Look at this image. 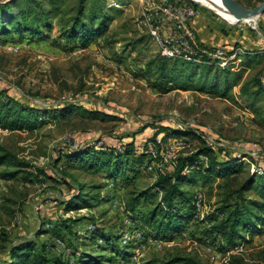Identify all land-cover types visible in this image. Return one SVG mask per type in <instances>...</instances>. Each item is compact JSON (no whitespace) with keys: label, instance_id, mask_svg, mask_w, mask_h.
I'll return each instance as SVG.
<instances>
[{"label":"rangeland","instance_id":"374dc122","mask_svg":"<svg viewBox=\"0 0 264 264\" xmlns=\"http://www.w3.org/2000/svg\"><path fill=\"white\" fill-rule=\"evenodd\" d=\"M8 1L10 0H0V4ZM101 1L111 11L108 14L111 20L106 32L109 45L99 39L86 48H74L62 42L55 47L53 40L58 35L55 21L50 32H43L47 40L27 35L22 38L15 35L0 37V86L7 89L10 95L42 110H53L64 103H76L87 109L111 113L118 118L92 120L83 114L48 115L41 117L43 124L34 131L8 132L0 129V145L16 153L19 158L27 160L32 166L30 172L44 169L50 176L67 179L72 188L69 190L63 184H52L41 178H33L30 183L0 179V196L3 194L12 200L13 203L9 205L14 211L11 216L0 210L1 228L9 234L12 243H17L34 238L36 231L44 226L49 233L41 235L38 240L52 244L58 238V235L51 233L54 219L70 218L67 224L71 226V231L63 230V241H55L58 249L55 255L61 256L69 264H74L81 252L93 254L95 257L101 256L104 261L100 264H161V260L176 252L193 256L203 264H227L223 257H216V254L223 252L219 249L223 246L219 238L214 243L209 242L211 251L205 246L208 240L204 238L203 232L210 225L201 221L206 213L201 217L194 209V216L186 224L183 233L174 236L171 241L155 239L149 235L151 228L130 219L124 212V179L118 177L112 183L105 170L93 171L78 166V162L67 165L63 161L61 165L54 166L59 156L79 142L86 146L113 144L118 147L117 144L122 138L145 128L135 136L136 152H142L145 140L151 138L157 128L171 126L191 130L205 139L206 143L190 135L170 137L160 142L161 148L170 157L190 156L200 148L211 145L216 149L218 158L224 152L243 164L241 171L234 175L237 182L250 174H261L264 170V122L254 117L239 99V87H233L230 91L237 100L235 103L234 100L198 91H183L173 89L171 85L164 86L156 82L146 70L148 62L161 57L159 48L145 25V18H151L154 11L155 6L152 3L158 5L165 1L175 4L185 1ZM235 1L246 8H253L262 0ZM92 2L94 0H89V5ZM198 6L202 13L211 17L212 33H219V30L221 33L250 30L253 27L242 21L228 20L225 15L215 14L204 5ZM260 20V17H256L255 29L252 30L255 34L260 32ZM166 33L163 32L162 35ZM132 41L138 42L134 52L131 51V46L126 47ZM232 41L233 38L230 39ZM225 49L230 52L235 46L231 43ZM174 59L177 60H165ZM179 62L180 72L177 75L184 76L182 71L192 63L183 60ZM181 63L184 64L182 67ZM236 64L237 66L232 65L233 70L228 68L230 78L244 69L241 82L259 76L264 86V54L247 59L242 56ZM242 64H245L243 69ZM194 65L196 64L193 63ZM217 72L220 71L214 66L208 71L207 78H204L200 69H196L193 85L210 87L216 82L213 75ZM217 76L218 91L223 92V83L227 77L224 78L222 74ZM204 79H207L206 84L203 83ZM256 107L264 115L263 96L259 97ZM207 161L202 157L203 168ZM156 163L157 160H150L145 167L135 166L137 175L134 179L126 171V176L134 180L137 190L146 189L153 184L158 173L154 169ZM63 173L69 177L66 178ZM198 173L200 172L194 173L196 183L184 187L193 191L194 197L197 193L203 195V205L209 214L221 205L225 192L220 187L221 180L213 177L205 182ZM79 185L83 186L85 199L95 197L97 200H91L92 208L66 213L61 203L69 201L76 194ZM250 197H255V194L251 192ZM142 208L143 206L137 210L141 211ZM88 217H93L94 222L87 220ZM93 230L98 231V234L99 231L109 234L114 240L117 237L113 241L115 245L106 246L104 242L93 241L89 233ZM239 244H244V251L234 256L244 258L245 264H264V231L253 236L251 241ZM74 248H78L77 256L72 254ZM5 259L6 256L0 254V264Z\"/></svg>","mask_w":264,"mask_h":264},{"label":"trees","instance_id":"16d2710c","mask_svg":"<svg viewBox=\"0 0 264 264\" xmlns=\"http://www.w3.org/2000/svg\"><path fill=\"white\" fill-rule=\"evenodd\" d=\"M88 5L89 0H10L0 4V37L15 35L22 38L27 35L31 38L47 40L48 38L43 32H50L54 24L53 21H55L58 27V35L53 40L55 47H58L62 42L65 45L74 46V48L78 46L86 48L93 41L99 39H103L109 45V42L106 41V32L111 20L108 17V14L111 13L110 9H107L101 0H94ZM222 34L228 36L229 33L223 31ZM136 43L138 42L132 41L126 47L131 46V51L134 52ZM226 45H229V43ZM226 45L219 46L225 48ZM234 46L235 48L238 47L236 43ZM243 57L249 58L248 55H243ZM120 61L118 60V62ZM179 61L178 59L173 61L159 57L148 62L146 70L156 82H160L164 86L171 85L173 89L183 91H198L215 97L234 100L235 103L237 100L230 91L233 87H239L237 94L239 99L254 117L264 122V115L256 107L259 97H264L262 80L259 79V76H254L241 82L243 68L245 64H248L247 62L241 65L243 70L233 74L232 78H230L228 69H221L216 66L220 72L213 75L214 81L217 82L218 74H222L224 78L227 77L223 83L225 86L223 92H219L216 82L207 88L200 84V86H197L198 84L193 85L196 69L199 68L201 75L207 78L208 71L212 70L214 65L200 64L196 66L198 65L196 64L193 66V63H187L188 66L185 71H182L183 76L177 75L180 72L178 69ZM182 64L180 67H182ZM203 83L206 84L207 79H204ZM47 111L51 113H47ZM67 114H83L92 120L118 119L117 116L111 113L97 109H87L76 103H64L53 110L38 109L26 103V101L18 100L10 95L7 89L0 86L1 130L8 132L34 131L43 124V121L40 120L41 117H47L48 115L64 116ZM144 129L140 131L143 132ZM140 131L122 138L117 144L118 147L113 144L86 146L81 145L79 142L76 146L70 147L62 156H59L54 162V166L61 165L63 161L67 165L78 162V166L93 171L105 170L108 179L112 183L118 177L124 179V212L130 216V219L142 223L146 228H151L149 235L162 241H171L174 236L183 233L186 224L192 220L195 213L193 211L194 192L185 189L184 186H192L196 183L194 173L198 171L200 172L198 174L202 175L201 179L205 182L210 181V178L213 177L221 180L220 187L222 186L225 192L221 205L214 212L202 218L201 223L207 222L210 225L203 232V236L208 242L214 243L219 238L223 243V246H220L219 249L226 252L240 242H249L253 236L263 233L264 170L261 174H250L244 180L237 182L234 175L241 171L243 164L237 162L234 156L225 155L224 152L223 156L218 158L215 154L216 149L209 145L200 148L190 156L174 157L164 165L163 170L157 173L151 186L143 190H137L136 185L133 183L134 180H132L137 175L134 167L139 165L145 167L150 160H157L158 162L162 160L164 151L157 139L165 141L174 136L190 135L204 144L206 143L205 139L191 130L162 126L157 128L151 138L145 140L142 152L138 153L136 152L137 142L135 136H137V133H141ZM149 148L158 150L156 157H152L148 153ZM202 157L208 158V163L204 168L201 166L203 165ZM31 168L32 166L27 160L19 158L16 153L0 145V179L30 183L33 178H41L52 184L59 183L69 190L72 189L67 179L61 180L50 176L44 169L30 172ZM127 170L133 175L132 179L126 176ZM185 171H188V174H185ZM63 174L66 178L69 177L65 175L66 173ZM82 188L83 186L79 185L76 194H73L69 201L61 203L66 213L81 208L93 207L91 200L96 202L97 198L85 199ZM251 192L255 194V197H250ZM0 199V210L2 209V211L13 216L14 211L11 210L9 205L13 203L12 200L6 198L3 194ZM142 206L141 211H138L137 209ZM87 220L94 222L93 217H88ZM54 221L55 224H51V233L52 235H58V238L52 244H46L38 240L41 235L49 233L46 232L44 226L36 231L34 238L12 243L9 234L0 225V254L3 253L6 256L1 264H69L61 256L55 255V252L58 251L55 241H63V230L71 231V226L67 224L70 222V218L58 217ZM89 233L91 239L96 243L100 241L104 242L106 246L115 245L113 241L117 237L114 240L113 236L101 231L98 234L96 230L89 231ZM247 236H250V238L248 239ZM72 254L77 256L78 248H74ZM100 257L81 252L74 264H100L104 261ZM160 263L203 264L197 258L179 252L167 256ZM230 264H245L244 258L231 256Z\"/></svg>","mask_w":264,"mask_h":264},{"label":"built area","instance_id":"2783aa9c","mask_svg":"<svg viewBox=\"0 0 264 264\" xmlns=\"http://www.w3.org/2000/svg\"><path fill=\"white\" fill-rule=\"evenodd\" d=\"M178 1L180 2V0ZM184 1L183 3L175 4H169V2L167 3L165 1H162L158 5L152 3V5L155 6L152 16L151 18H145V25L148 28V33L159 48L161 57L164 59L177 58L198 65H214L221 69L229 68L233 70V66H237L236 62L240 61V58L245 55V52L237 47L228 52L223 47H209L200 43L196 39L195 32L192 28V22L200 15L201 11L198 4L190 0ZM163 32H167L166 35H162ZM8 49L11 50L12 48ZM157 142L160 144L161 141L157 139ZM141 150L143 149L141 148ZM157 151L158 150L154 148L148 149V153L152 157H156ZM163 151L162 160L154 164V169L157 170V172L163 170L164 165L174 158L168 156L167 151L165 152L164 149ZM203 158L207 161V157ZM203 203V195L197 193L194 197L193 206L201 217H203L205 213L206 215L208 214ZM205 246L208 251L212 250L209 242H207ZM243 247L244 244H238L226 252L216 254V257H223V260L228 264V260L230 261L229 258H231V256L239 255L244 251Z\"/></svg>","mask_w":264,"mask_h":264},{"label":"crops","instance_id":"0c3cea01","mask_svg":"<svg viewBox=\"0 0 264 264\" xmlns=\"http://www.w3.org/2000/svg\"><path fill=\"white\" fill-rule=\"evenodd\" d=\"M260 22L258 29L260 32L254 33L252 30L255 28L251 27L250 30H230L226 31L229 33L228 36L223 35L221 30L216 34L210 32L211 30V17L207 16L206 13H200V15L192 22V28L195 32L196 39L210 47L226 45V44H235L238 43V46L241 47V50L245 52V56H256L264 53V14L260 16ZM205 25H208L206 27ZM224 29V28H223ZM233 38V41L230 42V39ZM247 59L246 57H243Z\"/></svg>","mask_w":264,"mask_h":264},{"label":"water","instance_id":"95a60500","mask_svg":"<svg viewBox=\"0 0 264 264\" xmlns=\"http://www.w3.org/2000/svg\"><path fill=\"white\" fill-rule=\"evenodd\" d=\"M220 2L237 20L260 17L264 14V0L253 8H246L235 0H220Z\"/></svg>","mask_w":264,"mask_h":264},{"label":"bare ground","instance_id":"6f19581e","mask_svg":"<svg viewBox=\"0 0 264 264\" xmlns=\"http://www.w3.org/2000/svg\"><path fill=\"white\" fill-rule=\"evenodd\" d=\"M195 3L201 4L206 6L207 8L210 9L215 14L219 15H225V17L228 18V20H232L233 22H239L242 21L245 24H249L253 27H255V20L256 17L250 18V19H242V20H237L230 12H228L222 5L220 0H190ZM226 19V18H225Z\"/></svg>","mask_w":264,"mask_h":264}]
</instances>
